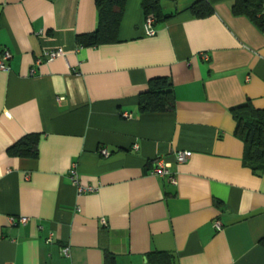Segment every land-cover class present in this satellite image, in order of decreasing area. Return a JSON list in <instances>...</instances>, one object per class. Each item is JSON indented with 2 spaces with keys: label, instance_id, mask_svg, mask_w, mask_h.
<instances>
[{
  "label": "crops",
  "instance_id": "0c3cea01",
  "mask_svg": "<svg viewBox=\"0 0 264 264\" xmlns=\"http://www.w3.org/2000/svg\"><path fill=\"white\" fill-rule=\"evenodd\" d=\"M95 1L0 0L12 55L0 71V264H147L154 251L177 264H264V171L245 166L232 115L248 102L264 110V32L233 13L236 0H160L170 19L149 38L143 0H128L120 43L81 48L77 36L98 27ZM201 1L211 16L192 13ZM157 78L172 81L176 108L141 113ZM30 135L38 157H10ZM181 152L193 157L178 165ZM159 157L176 187L152 175ZM74 167L97 193L79 195Z\"/></svg>",
  "mask_w": 264,
  "mask_h": 264
},
{
  "label": "trees",
  "instance_id": "16d2710c",
  "mask_svg": "<svg viewBox=\"0 0 264 264\" xmlns=\"http://www.w3.org/2000/svg\"><path fill=\"white\" fill-rule=\"evenodd\" d=\"M128 0H96L98 27L93 33L77 36L81 48H97L120 43V30ZM145 17L154 16L156 25L164 23L170 16L164 15L160 0H143ZM197 18H207L213 14L212 7L201 1L191 7ZM236 16L249 18L264 32V0H236L233 6ZM176 99L173 83L169 78H157L150 81L148 90L140 96L141 113L173 112ZM236 123L235 135L245 145L244 164L253 173L260 175L264 171V110L256 109L251 102L232 110ZM40 137L30 135L9 148L8 155L13 158L38 157ZM259 245L264 248V237ZM147 264H177L172 253L154 251L148 254Z\"/></svg>",
  "mask_w": 264,
  "mask_h": 264
},
{
  "label": "built area",
  "instance_id": "2783aa9c",
  "mask_svg": "<svg viewBox=\"0 0 264 264\" xmlns=\"http://www.w3.org/2000/svg\"><path fill=\"white\" fill-rule=\"evenodd\" d=\"M156 25V19L154 16H149L146 18L145 21V32L146 36L149 38H153L157 35V31L155 30ZM64 56L63 51H49L46 52L43 55V58L37 61V66H41L44 62L46 63H52L53 61L61 58ZM203 57L206 60H209L208 55H203ZM12 59V55L9 52L8 49H2L0 47V71L2 72H9L10 67L9 63ZM126 118H129V115H125ZM136 150H138V146L135 147ZM101 155L104 157H109L110 153L106 150L101 151ZM193 157V153L191 152H181L177 153L174 158L178 165H182L187 163L189 160H191ZM152 175L160 177L162 179H165L167 183L171 186L176 187L178 185L177 181V174L173 171L172 164L168 161L166 157H159L155 160V168L152 171ZM70 180L72 182V185L76 187L79 195L84 194H95L98 192V188L94 187H84L80 181L79 175L76 171V167H74L70 173ZM29 222V219L27 218H21L19 220L16 219H10V225L12 227L19 226V225H27ZM106 221H102V225L106 226ZM214 228L217 232H221L223 230V224L221 221L217 220L214 222ZM48 243H51V239L48 241ZM61 255L66 259H71V247L65 246L61 250Z\"/></svg>",
  "mask_w": 264,
  "mask_h": 264
}]
</instances>
